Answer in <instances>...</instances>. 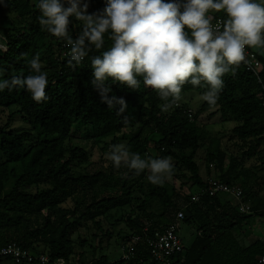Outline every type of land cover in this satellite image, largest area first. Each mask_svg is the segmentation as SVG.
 Segmentation results:
<instances>
[{"label":"trees","instance_id":"1","mask_svg":"<svg viewBox=\"0 0 264 264\" xmlns=\"http://www.w3.org/2000/svg\"><path fill=\"white\" fill-rule=\"evenodd\" d=\"M88 13L103 9L104 0H85ZM36 3L29 0H0V13L9 7L14 12L11 20L0 17V31L6 37V50L0 49V68L4 79L26 77L30 61L39 56L42 71H48V100L36 103L24 89H5L0 92V109L13 110L10 118L19 116L25 130L12 129L9 123L0 124V248L16 242L35 253L46 254L56 264H155L144 245H137L128 261L120 258L110 261L106 256L96 258V252L109 248L113 238L108 229L109 214L129 207L125 218L129 233L139 234L146 223L152 228L172 222L183 209L184 225H194L195 238L184 252L174 258L173 264H255L264 254V233L247 246L241 244L244 227L258 219L264 227V199L252 198L260 178L251 174L236 157L229 158L223 171L226 153L221 150V140L212 139L206 147L208 177L236 185L242 189L243 201L251 206V214L243 215L226 195L203 197L191 203V194L183 192L184 186L171 191L150 185L148 198L157 201L161 212L148 209L147 201L135 197L134 190L142 189L147 172L133 175L122 167L100 168L84 173L75 167L87 163L88 153L79 148H68L72 132L82 129L91 133L93 144L125 143L131 153L142 158L170 157L173 170L184 168L189 180L198 189L204 187L199 174L196 153L200 143L198 127L185 114L182 106L162 111L165 103L156 90L146 87L142 78L138 89L128 90L119 84H110L109 97L123 98L126 109L117 114L102 103L99 92L92 85L91 56L107 50L112 41L105 37L102 50H93L81 65L73 68L68 60H59L62 38L42 30ZM1 16V15H0ZM211 21L227 19L223 12H211ZM77 31L80 23L75 21ZM73 38L76 33L72 32ZM263 68L259 79L244 70L242 64L222 79L224 87L215 106L205 101L199 114L216 109L223 121H237L231 130L230 140L237 143L244 159L256 158L264 166V47L252 48ZM259 80V82H258ZM206 87L184 84L181 95L195 92L202 94ZM127 117L126 121L124 118ZM212 165V167H210ZM264 179L262 185L264 186ZM40 186H46L40 189ZM76 188L80 190L75 192ZM72 206L61 207L67 199ZM81 228L86 229L89 241L94 243L88 263L72 262L71 238ZM128 236V235H127ZM127 236L123 242H126ZM243 237V236H242ZM82 240L81 245H88ZM42 242L46 251H38L36 243ZM0 264H13L10 259H0ZM33 264H41L34 262Z\"/></svg>","mask_w":264,"mask_h":264},{"label":"clouds","instance_id":"2","mask_svg":"<svg viewBox=\"0 0 264 264\" xmlns=\"http://www.w3.org/2000/svg\"><path fill=\"white\" fill-rule=\"evenodd\" d=\"M104 5L91 14L85 0H36L35 6L42 30L70 46L73 68L93 50L104 49L106 36L112 41L107 50L91 56V83L108 109L118 106L119 115L127 105L123 98L109 97V85L135 91L140 78L165 102L162 111L178 106L186 83L206 87L202 99L215 106L222 78L235 75L246 49L264 47V0H104ZM211 12H223L226 21L213 25ZM73 18L81 26L75 38L69 30ZM0 49L6 50L3 33ZM30 71L26 77L4 79L0 68V92L24 89L34 102H46L49 80L39 56L31 59ZM108 159L135 176L147 172V180L157 186L173 173L170 157L145 159L123 144L113 145Z\"/></svg>","mask_w":264,"mask_h":264},{"label":"rangeland","instance_id":"3","mask_svg":"<svg viewBox=\"0 0 264 264\" xmlns=\"http://www.w3.org/2000/svg\"><path fill=\"white\" fill-rule=\"evenodd\" d=\"M13 1V0H10ZM32 4L36 3V0H29ZM259 2V0H258ZM1 20L8 19L11 20L14 17V12L9 7L3 8V13H0ZM0 20V21H1ZM71 27L72 32L78 33L76 23H72L69 25ZM0 33H2L0 31ZM45 72L48 73L47 70ZM202 94H198L195 92H189L181 95V99L178 102L179 106H182L184 109H189L193 114V121L198 127V134L200 136V143L203 145L201 149H199L196 153L195 160L199 167V174L203 179L207 177L206 171V147L208 143L212 139H220L222 150L226 153V162L224 168H227L228 157H236L239 161L243 163L244 168H246L251 174L256 175V177L264 179V166L256 158L244 159L241 154L240 149L237 146L235 141L230 140L231 130L239 125L237 121L225 122L222 118L215 114L216 109H212L208 112L199 114V110L202 104L205 102L202 99ZM13 110L0 109V124H5L10 122V126L15 130H25L28 128V125L23 124L20 120L19 116H14L10 118ZM123 144L124 142H120L118 145ZM68 148L79 147L85 150L88 153V161L87 163H83L77 167H75L76 171L84 173L85 171L94 172L99 170L100 168L108 169L113 167L112 162L108 159V154L111 151V147L109 145V140L105 142V145L101 144L97 146L92 142L91 133H85L82 129L74 130L72 132L71 140L66 144ZM172 161V160H171ZM172 165L173 161H172ZM118 171L122 170V167L117 169ZM217 173L214 174L217 177ZM189 173L184 168H179L173 170L172 176L168 179L163 185L159 187L165 188L168 191H171L173 188L178 190L181 185L184 186L183 192L188 194H195L197 188L192 184L189 180ZM261 181H258V186H256L254 194L251 196L252 198L258 197L260 199H264V186L259 185L262 184ZM264 181V180H263ZM151 184L147 177L143 181L142 189H135L134 195L140 199L146 200L148 209L150 212L155 214H159L161 212L160 204L155 200H150L148 198V190ZM46 186H40V189H44ZM79 188H76L75 192L79 191ZM231 199V198H230ZM232 200V199H231ZM233 201V200H232ZM72 199L67 198L62 204L61 207L69 208L72 206ZM130 208L125 207L122 209H117L112 211L109 214L107 219L108 221V229H112L113 238L110 241L109 248L105 249L103 252H96V258L99 256H106L110 261H116L121 257V244L124 238L128 235L129 229L127 227V223L125 218L129 215ZM196 228L194 225H184L181 223L179 228V236L182 240L183 246L188 247L193 239L195 238ZM264 233V227L262 223L258 219H254L250 225L244 227L243 237L241 238V244L243 246H247L256 239L262 238ZM88 240V236L86 235V229L81 228L71 238L73 245V256L72 262L79 263V261H83L84 263L89 262V258L91 257L92 247L94 243L89 241L88 245L82 246L81 241ZM36 247L38 251H46L42 242L36 243Z\"/></svg>","mask_w":264,"mask_h":264},{"label":"built area","instance_id":"4","mask_svg":"<svg viewBox=\"0 0 264 264\" xmlns=\"http://www.w3.org/2000/svg\"><path fill=\"white\" fill-rule=\"evenodd\" d=\"M211 22L213 25L223 24L221 19ZM70 55V46L66 42L62 43L58 54L59 60H69ZM241 64L246 72L251 73L259 79L263 65L252 48L246 49L245 61L241 62ZM261 106L264 109V98ZM185 114L189 119L193 118V114L189 109H185ZM204 182V187L198 189L192 195L190 199L191 203H198L203 197L226 195L234 201L240 214L248 215L252 213L250 204L243 201V192L239 186L228 185L220 182L216 177L208 176L204 179ZM183 219L184 212L181 209L177 212L175 219L166 225L153 229L150 223H146L139 234H128L126 242H122L121 244L120 260L128 261L132 258L135 248L141 244L147 248L155 264H173L174 258L184 252V246L178 233ZM0 259H10L13 264H33L34 262L47 264L50 262L46 254L35 253L25 249L16 242L9 243L0 248ZM56 264H63V262L58 260ZM255 264H264V254L257 258Z\"/></svg>","mask_w":264,"mask_h":264},{"label":"crops","instance_id":"5","mask_svg":"<svg viewBox=\"0 0 264 264\" xmlns=\"http://www.w3.org/2000/svg\"><path fill=\"white\" fill-rule=\"evenodd\" d=\"M255 49V48H254ZM222 144V143H221ZM221 150H222V145H221ZM223 151V150H222ZM227 156V155H226ZM229 158H230V156L228 157V160H229ZM226 159H227V157L225 158V160H224V164H223V171H225L227 168H228V163H229V161H228V163H227V168H224V165H225V162H226ZM206 169V168H205ZM206 171H207V169H206ZM207 173H208V171H207ZM217 173V172H216ZM218 174V173H217ZM220 174V173H219ZM218 174V175H219ZM218 175H217V177H218ZM201 176V175H200ZM203 179V178H202Z\"/></svg>","mask_w":264,"mask_h":264}]
</instances>
